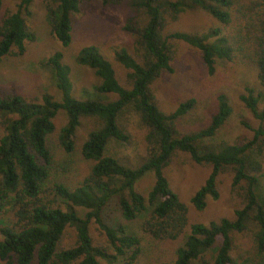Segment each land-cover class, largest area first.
Segmentation results:
<instances>
[{"label": "trees", "instance_id": "obj_1", "mask_svg": "<svg viewBox=\"0 0 264 264\" xmlns=\"http://www.w3.org/2000/svg\"><path fill=\"white\" fill-rule=\"evenodd\" d=\"M33 1L17 0L15 10L0 19V59L22 55L26 44L33 41L26 26ZM88 1L101 6L123 2L47 0L45 19L61 47L70 42L72 15ZM234 2L126 0L129 15L122 30L131 38L133 54L118 48L112 56L124 70L122 83L110 62L94 46H85L76 52L74 63L89 69L97 83L83 90L79 98L73 95L70 70L61 62L59 52L44 62L53 75L58 101L45 92L39 101L19 95L0 96V263L133 264L140 253L139 239L123 225L110 226L102 220V211L111 200L126 222L144 216L141 231L151 243L177 240L187 226L186 208L169 188L164 170L178 152L196 165L210 167L203 184L189 199L196 211L204 208L206 198L217 199L216 179L221 174L230 175V191L239 199L240 208L229 218L189 225L171 259L156 264H234L230 256L233 236L249 228L255 264H264V195L259 189L262 168L257 158L264 148L260 94L248 85L243 87L238 100L259 125L250 128L241 122L251 132L250 137L227 144L210 141L230 115L225 95H217L214 112L203 127L182 133L177 123L192 111L194 101L181 102L166 114L158 108L150 90L161 73L171 72L169 63L176 43L196 49L208 73L216 61H231L235 51L244 50L257 82L264 87V0L250 3L255 13L237 30L236 39L220 35L219 29L198 32L169 28L181 14L194 10L205 12L221 25L228 24ZM242 7L237 6L236 12L250 17L247 13L251 7ZM259 7L261 10L256 11ZM126 109L136 114L143 127L144 155L123 162L108 155L107 147L110 142L127 141L118 125V116ZM59 111L66 119L56 138L65 154L74 149L80 121L93 122L79 149L88 170L74 187L60 181L48 185L54 162L47 138L55 132L53 119ZM147 173L153 182L143 198L135 184ZM75 208L83 209V216H78ZM90 223L103 238L100 244L89 235ZM67 229L73 231L74 240L64 248L61 240Z\"/></svg>", "mask_w": 264, "mask_h": 264}, {"label": "rangeland", "instance_id": "obj_2", "mask_svg": "<svg viewBox=\"0 0 264 264\" xmlns=\"http://www.w3.org/2000/svg\"><path fill=\"white\" fill-rule=\"evenodd\" d=\"M231 5V19L228 24L221 25L205 12L194 10L181 14L176 22L169 26L177 31L204 32L209 29H219L220 35L236 39L237 30L241 29L255 13V0H234ZM249 2V3H248ZM17 0H2L0 19L15 10ZM47 0H34L30 6L32 15L26 20V26L32 32L34 39L25 46L20 56L8 55L0 59V96L19 95L25 99L39 101L41 93H47L54 100L59 95L54 86L53 75L45 60L55 52L61 54V62L70 70V80L73 86V95L80 97L83 90H88L97 83L92 72L86 67L76 65L74 56L85 46H94L98 52L110 62L117 80L123 82L124 70L113 60V51L124 48L133 54L131 38L122 30L123 23L129 15L126 0L117 6H101L96 1L81 3L79 11L71 17L70 42L61 47L58 41L49 32L45 19L44 6ZM249 4L250 17H242L236 12V7L242 5L244 9ZM261 10V8L255 9ZM239 11V10H238ZM242 53L235 51L231 61H216L211 73L207 72L202 63L199 52L183 43H176L170 61L171 72L161 73L150 85V90L158 108L164 113H170L177 104L192 99L194 107L182 120L178 121L177 129L180 132L192 131L203 127L209 115L214 112L216 97L225 95L230 106V115L224 125L211 138V143L224 142L232 144L240 138H249L251 132L241 125L245 122L250 128H256L259 123L238 100L243 87L248 85L259 93V107L264 106V87L257 82L255 71L248 64ZM65 115L59 111L53 119L55 132L47 138V146L53 158L54 167L50 170L48 185L52 182H63L74 187L86 175L88 162L82 160L79 149L89 130L93 127L91 119H82L74 135V149L65 154L57 145V131L65 123ZM118 125L127 135L124 144L110 142L107 154L119 158L123 162L135 156L144 155L143 127L136 114L126 109L118 116ZM2 129L0 127V136ZM262 176L259 189L264 195V148L257 156ZM210 167L194 164L186 154L175 153L164 170L169 188L186 208L187 226L181 236L173 242L151 243L141 231L144 216L131 222L121 219L114 200H111L102 211V220L107 225H123L139 239L140 253L133 264H156L159 261H168L174 249L182 242L183 235L188 232V226L195 223L207 224L221 218H229L234 210L240 208V201L230 191V175L221 174L216 179L217 199L206 198L205 206L196 211L190 204L192 194L203 184L209 174ZM153 182L150 173L145 174L135 184V190L145 198ZM50 186V185H49ZM78 216H83L84 210L75 208ZM89 235L95 244L103 240L96 231L94 224H89ZM252 228L233 236V246L230 252L234 264H255L253 256ZM74 234L67 229L61 240L64 248L72 245ZM2 264V263H0ZM34 264V263H32Z\"/></svg>", "mask_w": 264, "mask_h": 264}]
</instances>
